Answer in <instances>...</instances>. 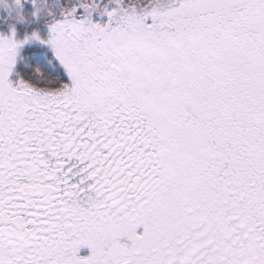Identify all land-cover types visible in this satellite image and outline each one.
<instances>
[{
    "label": "snow or ice",
    "instance_id": "snow-or-ice-1",
    "mask_svg": "<svg viewBox=\"0 0 264 264\" xmlns=\"http://www.w3.org/2000/svg\"><path fill=\"white\" fill-rule=\"evenodd\" d=\"M0 264H264V0H0Z\"/></svg>",
    "mask_w": 264,
    "mask_h": 264
}]
</instances>
